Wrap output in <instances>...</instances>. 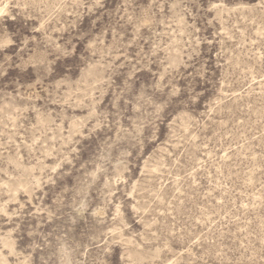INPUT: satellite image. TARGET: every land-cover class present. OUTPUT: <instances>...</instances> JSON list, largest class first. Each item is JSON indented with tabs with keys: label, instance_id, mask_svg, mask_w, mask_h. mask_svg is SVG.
<instances>
[{
	"label": "rangeland",
	"instance_id": "374dc122",
	"mask_svg": "<svg viewBox=\"0 0 264 264\" xmlns=\"http://www.w3.org/2000/svg\"><path fill=\"white\" fill-rule=\"evenodd\" d=\"M0 264H264V0H0Z\"/></svg>",
	"mask_w": 264,
	"mask_h": 264
}]
</instances>
